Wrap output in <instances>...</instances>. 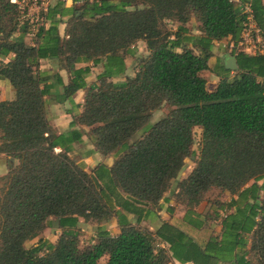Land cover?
<instances>
[{
    "label": "trees",
    "instance_id": "obj_1",
    "mask_svg": "<svg viewBox=\"0 0 264 264\" xmlns=\"http://www.w3.org/2000/svg\"><path fill=\"white\" fill-rule=\"evenodd\" d=\"M246 6L264 44V0H72L69 6L57 0L40 13L37 42L28 44L31 24L16 3L0 0V76L15 90L12 99L0 101V153L16 160L0 176V264H97L100 258L102 264H251L247 255L264 264V46L253 54L232 50L238 69L222 67L213 89L201 75L215 41L241 40ZM192 20L197 35L188 26ZM138 41L148 53L132 76L112 81ZM42 58L56 59L70 73L65 98L85 90L82 111L69 124L90 128L96 151L114 155L109 168L100 164L88 172L68 155L82 134L54 132L38 71ZM82 60L107 61L95 82L85 80L89 67H76ZM163 104L168 113L151 123ZM195 127L201 129L197 152ZM188 157L194 165L173 193L186 217L211 188L238 196L219 203L236 210L222 217L220 238L204 246L167 221L155 230L140 224ZM128 214L137 216L135 223ZM79 217H114L120 231L112 235L99 226L95 241L81 246ZM54 219L60 229L55 242L40 238L24 246Z\"/></svg>",
    "mask_w": 264,
    "mask_h": 264
},
{
    "label": "crops",
    "instance_id": "obj_2",
    "mask_svg": "<svg viewBox=\"0 0 264 264\" xmlns=\"http://www.w3.org/2000/svg\"><path fill=\"white\" fill-rule=\"evenodd\" d=\"M56 1L57 0H52L51 2H46L42 5L29 4L28 2L26 3L27 10L29 11L38 10L36 11V13H33L32 15H30V13L28 12L26 17V20L29 21V24H31L28 27L27 30L28 32L25 34V41L28 44H33L34 42H37L35 33L37 31V26L42 23V17H40V13L42 11L44 12L49 4H54ZM64 1L67 6L72 4V0H64ZM234 1L239 2V0H234ZM39 18H41V20H38ZM176 26L177 24L172 25L173 29H175ZM64 27H65L64 24L59 25L60 35L64 34ZM197 32L199 33L198 29ZM230 42H232L230 37H226L219 41H215L213 43V46L211 48V56L208 59V69L203 70L201 72V75L203 77L206 78V76H209V81L207 80V85L208 84L210 85V86L208 85L209 89H213L216 86L219 80L218 73L224 72L223 71L224 69L222 67L227 68L225 66V60L227 56H232L230 54L232 50L235 51L243 50L244 52L249 54L254 53L253 46H251L253 44L251 45L246 44L244 46L245 48L242 49H238L236 45V48L230 51L228 49V46H223L224 43H230ZM247 42L251 43L252 41L250 40ZM147 53L148 51L145 42L144 41L136 42L133 46H131L129 52L123 56L124 72L119 74H113L111 80L114 82H121L124 81L127 76H132L136 70L139 59L145 56ZM11 57L12 55H10L8 58ZM134 61L136 62L134 63L133 68H131V63ZM106 63H107L106 60H102L101 62L95 64H93L90 61L82 60L76 63V67L77 68L89 67L90 71L86 75L85 80L87 84H90L95 82L96 76L104 71ZM38 71L40 77L44 79L45 84L47 86V93L44 96V98L47 104V115L54 132L56 134H65L73 130L77 132L79 131L82 134L81 139L79 141H75L72 143V147L71 150L68 152V155L88 172H91L92 169L96 168L100 164H103L105 167L109 168L114 162V155L102 156L100 153L96 151L93 142L88 136L90 128L84 124H75L73 127H70L69 124L72 117H74L76 114L82 111V104L84 102L85 90L78 89L74 94H72L71 98H65L63 96V85L68 83L71 76L70 73H68L65 69H61L59 67L58 61L56 59L53 58L40 59ZM14 95H15V90L13 86L9 83L7 79H5L3 76H0V101L12 99ZM156 112L157 109L152 112V115L150 117L151 123L163 117L161 115L158 116ZM56 149L60 150L61 148L57 147ZM10 158L12 157L0 153V176L5 175L9 171L10 167H12L16 163V160L14 158L13 160H10ZM188 173H184L181 179L184 178ZM103 178L105 182L111 185L109 177L107 175L103 174ZM263 181L264 179H262L260 183H262ZM168 190L164 192L162 199H160L158 208H155L152 211L147 210L149 212L146 213L144 212L140 224L146 226L150 230H155L160 225L161 221H167L177 226L181 230H183L196 242H198L201 246H204L212 236L218 237V239L220 238L221 236L220 234L222 232V224H221L222 217L225 215V213H232L236 210L235 209L236 205L228 209L226 207L221 208V206L218 205L217 209L213 210V212H215L217 218L219 217V225L215 228V230H213V232H210L211 234H209L207 237H204L202 236L201 233L202 227L205 222V217L202 215V210L195 208L194 210L195 214L186 217L185 209L178 211V209L173 208L176 205L175 200L173 198V193L175 192V190L174 192H169L170 194L169 196L167 195ZM232 197L237 198L238 196L237 195L232 196L229 194V199L227 201H229ZM196 215L198 216V218ZM132 216L135 217V222H136L137 216L133 214H128L127 216L128 220H130L132 223H135L131 220ZM81 220L84 219L82 217H79L78 225ZM143 220H146L145 224L142 223ZM191 220H193V222H196L198 220L199 223H201V225L197 227L190 222ZM101 222L102 223L105 222V224L111 222L112 224H114V226L116 227L114 234H112V232H110L108 228L101 226L107 231H109L110 234L115 235L119 233L120 230L116 218L113 217L111 219L103 220ZM179 223H183V225H180ZM50 227H46L40 233L41 234L40 238L47 239L53 243L57 239L58 234L60 233V229L57 230L56 235L51 237L50 235H47ZM247 239H248L247 248H249L251 244V238L248 237ZM160 245L163 247L165 246L164 243H160ZM238 251L239 250L236 248L235 252L237 253ZM245 259H249V261H251V264H257L256 259L253 258L251 255L245 256ZM168 264H194V263L192 261L180 263L175 259H171ZM217 264H234V262L228 259L227 260L223 259V260H219Z\"/></svg>",
    "mask_w": 264,
    "mask_h": 264
},
{
    "label": "rangeland",
    "instance_id": "obj_3",
    "mask_svg": "<svg viewBox=\"0 0 264 264\" xmlns=\"http://www.w3.org/2000/svg\"><path fill=\"white\" fill-rule=\"evenodd\" d=\"M26 3L28 2L29 4H39L42 5L46 2H51L52 0H25ZM36 11L38 10H28V12L30 13V15H32L33 13H36ZM175 23L172 22H168V27H172V25H174ZM188 26L190 27V30L192 31L193 35H197V26H196V22L191 21ZM249 32L248 37L246 38L244 36H242V40L244 41V45L242 46H238V49H242L244 48V46L246 44H253L254 42L248 43L247 39L248 38H254L255 37V32L253 30H249L247 29ZM256 43V42H255ZM251 45V46H253ZM136 61L131 63V68H133L134 63ZM207 80L209 81V76H206ZM209 85V84H208ZM210 86V85H209ZM170 107L167 104H163L159 109H157V115L158 116H164L168 113ZM194 134L196 137V142L193 146V149L195 152L198 151V147H199V141H200V135H201V129L199 127H195L194 128ZM75 156V155H74ZM79 157V156H78ZM185 166L182 169V171L178 174V176L171 181L170 183V187L168 190L167 195L169 196V192H174V187L177 185L178 180L181 179L182 175L184 173H188L191 168L193 167V159L191 157H188L185 159ZM184 172V173H183ZM107 182H105L106 184ZM229 199V194L223 192L222 190L218 189V188H211L209 191H207L203 198L202 201L200 202L199 205H197L195 208H198L200 210H202V215L205 217V222L204 225L202 227V236L207 237L209 234H211L210 232H213V230H215V228L219 225V217L217 218V216L215 215V212H213V210H216L219 203H224L225 201H227ZM176 203V202H175ZM171 207V206H170ZM174 209H178V211L185 209V206L176 203V205L173 207ZM166 212V211H165ZM176 213V212H175ZM131 220L133 222H135V217L132 216ZM180 220V218H179ZM146 220H143L142 223L145 224ZM102 224V225H101ZM180 225H183V223H179ZM142 225V224H141ZM99 226H103L109 229L110 232H112V234L115 233V226L114 224H112L111 222H108L105 224L102 222H96L95 220H90V221H84L81 220L79 222L78 225V230H79V239H80V245L81 246H87L89 244H92L95 241V230L99 227ZM57 230H59L58 227H50L49 232L47 233V235H50L51 237H53L54 235H56ZM40 235L41 234H37L35 237L28 239L25 243L24 246L30 247L32 245L37 244L38 240L40 239ZM105 261L104 258H100L98 260L97 264H102Z\"/></svg>",
    "mask_w": 264,
    "mask_h": 264
},
{
    "label": "built area",
    "instance_id": "obj_4",
    "mask_svg": "<svg viewBox=\"0 0 264 264\" xmlns=\"http://www.w3.org/2000/svg\"><path fill=\"white\" fill-rule=\"evenodd\" d=\"M12 2L16 3L18 5V8L20 10L21 15V19L22 20H26L27 14H28V10H27V4L25 0H12ZM244 12L247 13V23H246V28L242 34L243 38L244 36L247 38L249 35V32L247 29H251L255 32V37L254 38H248L247 41H252L254 42L253 45V50L254 53L257 51H261V49L263 48L264 44L262 41V38L260 36V30L259 28L256 26L254 18H253V13L251 11V9L246 6L244 9ZM38 20H41V18H39ZM256 42V43H255ZM238 46H242L244 45V41L241 39L239 40L238 43H234L233 41L230 43H224L223 46H228V49L231 51L232 49L236 48ZM245 48V47H244ZM239 51H243V50H239Z\"/></svg>",
    "mask_w": 264,
    "mask_h": 264
},
{
    "label": "water",
    "instance_id": "obj_5",
    "mask_svg": "<svg viewBox=\"0 0 264 264\" xmlns=\"http://www.w3.org/2000/svg\"><path fill=\"white\" fill-rule=\"evenodd\" d=\"M225 66L229 69H232L233 71H236L238 69V65H237L235 57L227 56L225 60ZM10 160H13V158H10ZM51 224L53 227H59L58 219H54Z\"/></svg>",
    "mask_w": 264,
    "mask_h": 264
}]
</instances>
